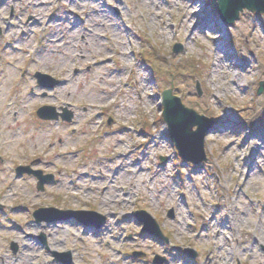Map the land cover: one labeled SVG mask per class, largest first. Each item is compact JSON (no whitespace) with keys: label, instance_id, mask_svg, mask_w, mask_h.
<instances>
[{"label":"rangeland","instance_id":"obj_1","mask_svg":"<svg viewBox=\"0 0 264 264\" xmlns=\"http://www.w3.org/2000/svg\"><path fill=\"white\" fill-rule=\"evenodd\" d=\"M262 83L263 15L228 26L212 0H0V264H264ZM166 90L215 122L201 164L177 158ZM45 106L74 118L40 120ZM17 167L52 180L38 191ZM40 210L53 218L37 224ZM86 212L101 228L71 215Z\"/></svg>","mask_w":264,"mask_h":264},{"label":"water","instance_id":"obj_2","mask_svg":"<svg viewBox=\"0 0 264 264\" xmlns=\"http://www.w3.org/2000/svg\"><path fill=\"white\" fill-rule=\"evenodd\" d=\"M217 4V14L220 20L227 24L233 25L240 18V15L246 10L251 13H258L264 15V0H212ZM38 82L43 87L52 88L58 82L52 80L50 77L42 74H37ZM53 84V85H51ZM264 83L261 84L259 93L262 92ZM199 94L201 92L199 90ZM163 106V118L168 125L170 137L175 144L176 149L179 152L181 158L194 164H200L206 160L205 155V138L208 130L214 125L213 121H210L204 116L198 115L195 111L187 109L178 97L173 96L172 90L165 91L162 95ZM38 116L42 120H58L61 117L67 122H71L72 113L64 110L62 114H58L52 107H43L38 110ZM196 128V130H194ZM19 173L28 172L38 177L39 184L38 190H43L46 181L51 180V177H42L40 172H33L28 168L20 167L17 170ZM42 213H46L44 210L35 212L34 217L37 222L49 221L50 219L43 218ZM59 214V213H58ZM65 214V213H64ZM64 214L57 215L60 219ZM72 216L83 224L94 225L99 228L103 222H91L94 220L96 214L94 212L86 213H73ZM172 215V214H171ZM137 219L143 222V231L148 232L159 238H163L162 232L154 219L146 212H139L135 215ZM88 217V219H85ZM97 217V216H96ZM149 223L152 227H149ZM44 241V240H43ZM16 248H14V252ZM191 257H195L196 254L186 252ZM55 255L56 261H65L61 256ZM68 262V261H67Z\"/></svg>","mask_w":264,"mask_h":264},{"label":"flooded vegetation","instance_id":"obj_3","mask_svg":"<svg viewBox=\"0 0 264 264\" xmlns=\"http://www.w3.org/2000/svg\"><path fill=\"white\" fill-rule=\"evenodd\" d=\"M4 206L2 205V210H4ZM18 252V251H17ZM17 252H16V254H17ZM12 256H16V255H14L13 253H12ZM2 263H4V260L2 259Z\"/></svg>","mask_w":264,"mask_h":264},{"label":"bare ground","instance_id":"obj_4","mask_svg":"<svg viewBox=\"0 0 264 264\" xmlns=\"http://www.w3.org/2000/svg\"><path fill=\"white\" fill-rule=\"evenodd\" d=\"M188 17V16H187ZM248 178H250V176H248Z\"/></svg>","mask_w":264,"mask_h":264}]
</instances>
